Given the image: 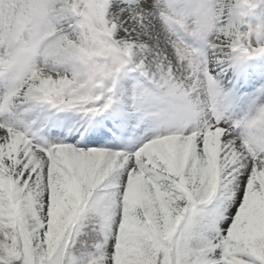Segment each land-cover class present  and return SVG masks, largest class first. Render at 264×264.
Masks as SVG:
<instances>
[{"label": "snow or ice", "instance_id": "1", "mask_svg": "<svg viewBox=\"0 0 264 264\" xmlns=\"http://www.w3.org/2000/svg\"><path fill=\"white\" fill-rule=\"evenodd\" d=\"M127 4L122 21L111 0H30L35 42L0 61V264H264V104L222 123L224 92L205 52L179 35L168 38L170 51L153 50L143 39L151 38L148 4ZM261 6L264 0L151 2L166 26L202 40L217 63L226 50L237 62L264 56V23L247 22ZM133 56L172 103L208 118L130 152L89 147L108 138L103 128L82 143L78 136L36 143L6 115L18 101L106 111L110 97L92 107L103 99L97 90ZM85 222L102 235L86 256L76 247Z\"/></svg>", "mask_w": 264, "mask_h": 264}, {"label": "rangeland", "instance_id": "2", "mask_svg": "<svg viewBox=\"0 0 264 264\" xmlns=\"http://www.w3.org/2000/svg\"><path fill=\"white\" fill-rule=\"evenodd\" d=\"M144 2H146L149 6L148 7L149 15L147 16L145 23L150 25L151 38H149L148 36H144L143 39L148 41V43L150 44L153 50L159 48V49L170 51V49H168V46H167V40L168 38H173V39L175 38L173 34L174 32L173 29L170 28L169 26H166L162 18L160 17V12L162 11V9L152 8L151 7L152 0H144ZM29 3H30L29 0H8V1L0 0L1 33L7 30V33L10 34L9 26L5 25L6 24L5 20H8L9 17L12 19H16L17 13L18 11L21 10V7L24 5H28ZM117 5H120L121 7L117 8L116 7ZM127 8H128L127 0H113L110 10L114 14L118 13L122 21H127L128 16H129ZM134 26L135 25H133L130 21L126 24V27H129V28L134 27ZM254 26H258V25L255 24ZM26 28L28 29V32H30L32 27L28 23L22 24L20 26V29L18 30V33L22 32ZM30 40H31V36L29 33H27V40L25 42L22 41V44H25L29 42ZM205 54L211 60V57L213 54L211 52H208ZM138 58L139 56H133L131 58L132 62L130 66L126 68L125 69L126 72L119 77L120 81H117V85H120L127 94L129 91L130 79L138 75L142 76L143 78H146L147 80H151L153 84L158 85L155 82H153V80L150 77L146 76L136 67V62L138 61ZM212 62L213 61L211 60V63L209 64V70L216 69L215 65H212ZM69 66L70 65L64 66L67 69V71L69 69ZM183 75L187 79V78H191L193 73L189 71H184ZM263 76H264V62L260 65L259 75L255 77L254 81L261 80ZM185 82L186 80L181 81V83H185ZM1 87L6 88L3 81H0V88ZM191 90L192 89L189 88V91ZM198 96L201 100H207L208 93H207L206 85L205 87L199 90ZM250 96H254V93L252 94L250 93ZM223 99L224 98L222 97L219 100L220 108L218 110L221 113V115L224 117V120L222 121V123L232 122L239 117L241 118L242 112H247L246 107L248 108V106L243 107L242 105H239V109H238V105L236 106L237 102H235L232 105H226V104L221 105L223 103ZM136 104H137V112L139 114L144 115L143 120L139 124L137 116H136L137 113H132V118L129 124L122 121V123L121 122L118 123V129L111 128L113 131V136L111 137L113 139L123 142L124 136H125L124 134L128 133L131 136V139H133V142H131L128 138H125V141L128 144L141 143V141L145 137L149 136V140H150L154 138L155 136H157L158 133H160V135L166 134L169 130L179 127L183 124H188L191 126L197 123H202L205 119L208 118V115H209L208 113H205L202 110H197L194 113H189V112H186L180 106V113L178 117L175 118V114H176L175 111L172 108H169L167 111L168 113L167 118H165V117H162V115L157 112V110L154 107V103L152 99H149L147 101H136ZM234 106L236 107L234 108ZM10 114L11 113L6 114V115H10ZM235 114H237V118H235L234 116ZM136 123L138 124L137 128L133 127V125ZM149 126H151L152 128ZM28 133L31 137L32 129H29ZM78 140L83 141L84 137H80L78 138ZM71 142H68V143H71Z\"/></svg>", "mask_w": 264, "mask_h": 264}, {"label": "trees", "instance_id": "3", "mask_svg": "<svg viewBox=\"0 0 264 264\" xmlns=\"http://www.w3.org/2000/svg\"><path fill=\"white\" fill-rule=\"evenodd\" d=\"M76 247L78 249V252L81 255H91L92 252H94L95 250H90L89 248H86L85 246L82 245V242H80V237L78 238L77 242H76Z\"/></svg>", "mask_w": 264, "mask_h": 264}, {"label": "bare ground", "instance_id": "4", "mask_svg": "<svg viewBox=\"0 0 264 264\" xmlns=\"http://www.w3.org/2000/svg\"><path fill=\"white\" fill-rule=\"evenodd\" d=\"M32 107L33 105L31 104V103H29L28 105H27V107ZM26 107V108H27ZM20 110H21V108H17L16 109V111H17V113H18V119H17V121H15V119H13L14 121H10L11 123H13L14 125H16L17 127H19V128H21L22 127V125H21V123H20ZM23 117H25V116H23ZM25 119H28L27 117H25ZM99 119L100 118H98L97 120L99 121ZM80 122H82V119H77V123H76V125L77 124H79ZM117 147H118V145H117ZM111 149L113 148V147H110Z\"/></svg>", "mask_w": 264, "mask_h": 264}]
</instances>
